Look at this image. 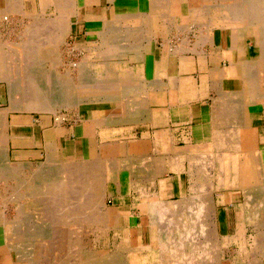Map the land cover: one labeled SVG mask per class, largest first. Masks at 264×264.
<instances>
[{"label":"crops","instance_id":"obj_1","mask_svg":"<svg viewBox=\"0 0 264 264\" xmlns=\"http://www.w3.org/2000/svg\"><path fill=\"white\" fill-rule=\"evenodd\" d=\"M160 1L0 0V110L8 109V96L13 88L10 76H7L10 73L9 48L22 43L21 34L37 18H40V27H43L44 32L51 29L50 32L55 31L57 35L63 32L64 35L62 41H56L54 46L46 45L48 47L45 46L46 49L43 50V57L51 61L49 69L44 71L45 89L51 88L48 81L63 80L69 76L71 80L79 81L81 78L87 81L76 89L83 96L103 90L131 100L128 106L113 98L77 100L71 109L75 121L69 128L62 126L68 116L58 115L57 111L40 112L50 115L32 120L30 111L9 110L4 126L8 136L6 146L9 163L32 167V163L38 158H42V163L46 158L75 163L88 160L91 154V159L94 156L104 157L108 152L107 147H110L109 143L124 145L130 139H137L140 148L136 154L148 156L151 160L167 159V174L175 169L178 171L171 173L170 179L173 182L168 187L165 185L161 193L154 196L157 197L156 202H167L164 197L168 193L171 194L169 202H179L182 199L186 202L189 200L188 205L194 204L190 183H181L178 175L180 168L184 169L186 165L188 169V163L184 161L193 153L186 149L189 146L195 147L196 154H199L197 157H200L202 146L210 141L200 131L208 122H212L213 130L223 126L220 119L219 124L216 123V118L227 109H216V102L228 99L238 92L247 67L260 58L261 30L259 25L241 20L240 17L245 14H239V9H232L230 12V21L237 20V23H227L220 10L221 15L218 12L208 15L209 20L205 26L190 27L187 23L191 15L190 0ZM238 1L240 0L234 4L239 7ZM16 32L19 33L18 38ZM69 41L73 52L82 51L83 57L75 65L71 64L74 73L69 68L64 76H59L55 73L56 65H61L62 48ZM58 51L61 56H56ZM212 74H218L219 77V86L215 89L209 87ZM91 80L95 87L90 85ZM180 80L184 82L183 85H180ZM121 83L123 87H120ZM124 89H129L128 93H124ZM76 92L74 94L80 95ZM144 95L148 98L143 99V105L137 110V96ZM52 115L56 125L52 124ZM251 120L252 127L257 128L259 136L264 137V117L256 115ZM227 126L231 127L230 124ZM158 141L166 149L161 150ZM122 148L123 146L118 150L121 156L124 154ZM174 160L179 163L172 164ZM21 171L25 175L26 170L23 168ZM9 181L12 185L15 182L13 177ZM175 197L176 200H170ZM124 198L117 200L116 205L126 214L119 215L121 237L131 242L132 235L125 239L122 231L124 227L131 230V224H134L137 246H150L160 238V233L158 225L149 218V202H145L146 211L142 213L141 200L148 198H140L137 202H133L130 195ZM213 207L211 219L215 223L218 238L202 234L196 237L202 242L198 249L204 258L206 255L203 252L207 250L208 239L214 240L215 244L222 235H232L234 231L233 226L232 232H222L224 227H229L234 222L230 203L214 202ZM8 214L12 220L13 210L10 209ZM145 216L148 218L147 226L143 225ZM193 220L189 224H195ZM197 224L202 223L198 220ZM9 250L7 245L0 244V264H23L15 258V251ZM213 250L210 251L213 252V263H221V251ZM229 259L222 257V262L230 264Z\"/></svg>","mask_w":264,"mask_h":264},{"label":"bare ground","instance_id":"obj_2","mask_svg":"<svg viewBox=\"0 0 264 264\" xmlns=\"http://www.w3.org/2000/svg\"><path fill=\"white\" fill-rule=\"evenodd\" d=\"M236 2L237 0L235 3ZM238 2L240 3L243 1L240 0ZM250 3L251 4L249 5L247 4L248 7L246 6V10L251 13H249L247 16H242V18L240 17V19L247 22L248 24L259 25L261 30L260 58L247 67L246 72L243 74L239 91L228 99H222L216 102V109H221V111L222 109L224 110L225 107L227 109L224 113L220 114L218 118H216V123H218L220 119V123L223 124V126L213 130L211 128L212 122H208V124L204 126V129L200 131L210 140L207 144L202 146V153L200 157H197L199 154L196 155L197 149L195 147L189 146L188 149H186L187 152H193L186 157L185 162L188 163V169L186 167L185 173L187 183H190L191 185L192 199L194 200V204L192 203L191 205H188L190 201L187 200V202L189 201L187 204L186 200L182 199H180L181 201L179 202H162L163 200L158 202H149V218L152 219L154 224L158 225V230L160 233V236L158 237L160 238L156 240L153 245L151 244L152 251L148 253V256H139L137 253L133 252V250L131 252H129V250L121 251L120 248L117 249L118 251L115 253H109L105 250L106 248L98 249L93 247L94 243L88 240V237L90 235V230L93 229H95L98 234L103 233L104 230L107 231V229H113L115 230V233H118V236H120L119 238L122 239L121 222L119 220L120 218L117 220L114 217L119 215L116 214L117 211L113 213L114 208H107L105 205L107 203V199L112 198L115 200L116 198L130 195V197L132 196V201L137 202L140 198H152L159 195L161 186H164L163 188H165V181L167 182V179L164 178V175L169 172L166 167V164L169 162V160L167 161V159L164 158L151 160L148 156L136 154L138 148H140V142L137 139H130L129 142H126L124 145H118L115 143L116 145H110V147H107L108 152L105 151L107 155L104 157L100 156V158L97 156L94 157V159H91L90 157L88 160H81L75 163L65 162V164H61L60 167L58 166V168L54 170L51 169L53 170L51 172L38 174L39 172L36 173V170L32 172V167L29 165L9 163L7 157L8 150L6 146L7 136L5 135L6 128L4 127L6 124V110H0V179L2 178L1 181L4 182V191L8 190L9 187V189L12 190V192L8 195L11 197V199L19 200L21 198V196L19 198V196L15 194L17 191L15 186H13L15 183L12 185L9 179L13 177L14 181H16L17 179H15V171H18L17 168L20 169L21 167H24V170L31 171L30 174L28 173L30 176V179L28 178L30 181L29 183H32V185L35 184L33 186L30 185L31 187H28L29 185L22 186L26 187L24 188L26 191L31 192L32 194H47L52 200H54V198H58V195H60V199L62 200L63 198L67 197L66 195L68 193H70V195L73 196V203H62L60 205L56 202L57 204H54L55 207L53 208L56 209H52V213L53 215L55 213L53 210H56V213L54 216L55 218L53 219L58 221L57 223L60 224L58 234L54 238L48 237L45 234L46 229L44 228V225L42 226L41 220L43 217H46V212L37 213L35 220L38 221H36L34 224L35 230L33 231L38 234V248L40 247L42 252L35 249H30L29 251H17V245L13 248V241L15 240L16 235H12L11 239L13 240H11L10 238L5 237L3 233L4 231L2 229H0V244L7 245L10 249L9 252L11 250L15 251L14 254L17 258L21 257L22 260H28L29 264H194L195 260H198L199 258H203L201 264H214L213 262H215V260L213 258V252L210 251L211 249L216 250L219 244L225 243V239H227L228 236L222 237L221 239L219 238L216 240L217 243L215 244L214 240L211 243H209L210 240L207 241V250L206 252H203L206 255L205 258L201 257L199 254L198 248L202 246V242H200V240L198 241L196 237L200 236V234L209 236L210 233H214L212 229H207L206 227V223L208 222L206 218L211 217V213L213 212L214 208V202L217 203V200H220L221 197L224 201L227 192L232 193L234 191H241L243 202L232 204L233 210L236 212L235 218L237 220H233L234 231L232 235L229 236L238 238L246 236V232L248 230H252L253 235L249 236L248 242L246 241L247 245L243 246L242 244L243 248L240 252L238 251V253L235 254L233 259H231V262L235 261L236 264L240 262L243 264H264L262 260V256H264V137L260 138L263 135L259 136L258 129L253 128L251 124V119H253V116L257 115L264 117V0H250ZM163 4L165 5V3ZM203 6L205 5L201 3V0H190L191 15L187 22L190 27H196L199 25L205 26L200 18L201 9ZM214 6V12H218L220 14L219 11L221 10L223 15L232 9L240 10V7L236 6V4H231L228 0H218V3H214ZM39 19L40 18L35 19L32 23V26H29L28 29L23 32L24 34L21 35V37L25 35V38H27L24 45L29 48V50L36 48L34 43L37 42L36 38L38 36H36V33H41L44 30L43 27H40ZM246 19L248 21H246ZM234 21L235 20H232V22L230 21V24H234ZM235 22L237 23L238 21L236 20ZM127 23L129 22L127 21ZM220 25H222V21ZM47 31L48 33H51V29L50 31ZM61 35L62 32H60L59 35L56 33V36L54 35L55 40L53 41L50 39L51 37L49 39L47 37L44 40L45 42L40 40L39 43L37 42V48L42 50V48L46 45L49 46L52 44L54 46L56 41H62ZM126 38L128 37L126 36ZM21 46L23 45L21 44ZM113 48L115 49V47ZM57 53L58 55L56 54V56H61L59 55V51ZM65 78L68 79V77ZM209 81H211L209 83L210 88L215 89L217 85L219 86L218 74H212ZM179 82L180 85H183L184 83L182 80ZM179 82L177 81V83ZM180 85L176 86L181 87ZM120 87H123L122 83ZM120 87L118 89H120ZM39 88L41 89V87ZM128 90H125L124 93H128ZM142 91H144V89H142ZM129 92L131 93V91ZM168 92L170 93V91ZM108 93L109 92H103V90L102 92L98 90L95 91L93 95H86L84 98H113L114 100L120 101V103L125 102L127 106L131 104V100L126 98V96L123 97L122 95L121 97L120 95H111ZM39 94L42 96V92L38 91V93L35 94L38 96L37 99L19 102L17 106H21L20 108L13 104V108L26 109L36 112L44 109V112H52L51 107L53 106L51 102L53 101L43 99L44 97L40 99ZM65 95L67 96V98L65 96L66 101L67 99H71L72 96H74V92L69 91L65 93ZM147 98L148 97L145 95L139 97L137 96V110L141 105H143L144 100ZM63 100L64 98L62 101L60 100V104H62ZM159 100L162 101V98L159 97ZM68 102L70 103L72 100H69ZM258 110L261 111L258 112ZM221 111L219 113H221ZM130 117L131 116H129V119ZM228 124H230V128L227 126ZM158 142L161 150L166 149V146H163L162 142ZM122 146V152L124 153L123 156H121L119 154L121 152L118 151ZM178 163L179 162L177 160L172 161V164L177 165ZM37 169L40 168L37 167ZM17 181L19 182V185H25L24 180ZM113 185L115 187L113 191H111L109 187ZM156 190H158V192H156ZM232 194L231 196L233 197ZM21 195L24 196V194ZM217 195H220V198ZM22 198H25V196ZM53 202L54 201H52V203ZM47 203L49 204V202ZM17 206L18 207L15 212L17 215H21V206ZM47 212H49V208ZM167 213V219H171L170 221L173 222V225H168V221V226L164 227L161 224L163 219L158 217H162L160 215L163 214L166 216ZM1 216L3 215L1 214ZM191 220H193L192 222L195 224H189ZM198 220H200L202 223L201 225L197 224ZM3 222H5V220H2V223ZM70 227H73L72 230ZM214 230L216 232L215 227ZM9 239L12 243L9 242ZM187 241L188 243L186 244L185 242ZM125 242H127V246L131 245L130 241ZM188 249L189 251H192L193 254L188 253L187 255V252L185 251H188ZM251 257H253V259Z\"/></svg>","mask_w":264,"mask_h":264},{"label":"rangeland","instance_id":"obj_3","mask_svg":"<svg viewBox=\"0 0 264 264\" xmlns=\"http://www.w3.org/2000/svg\"><path fill=\"white\" fill-rule=\"evenodd\" d=\"M228 1L231 4H234L236 0H228ZM201 3H203L206 7L203 6V8L201 9V17L200 18L202 20V23L206 25L208 20H209V19H207L208 15H212V13H215L214 12L215 11L214 3L217 4L218 0H201ZM258 3H259V1H258ZM247 4L248 5L251 4L250 0L247 1V2L243 1V2L239 3V7H240V13L239 14H245L246 15L247 13H249V11L246 10V6L248 7ZM212 10H213V12H212ZM230 12L231 11H228L227 13H225V15L227 16V17L225 16V19H227V23L228 22L230 23V20H229V19H231ZM228 17H229V19H228ZM216 21H218V20L216 19ZM15 34H16V37L18 38L17 35L19 33L16 32ZM23 34L24 33H22L21 35H23ZM54 35L56 36V33H54V32L48 33V32H44L43 31L41 33H36V36H38L36 38V41L39 43L40 40L44 41L47 37H48V39L51 37L50 39H52V41H53V40H55L54 39ZM61 36H62V39H63V37H64L63 32H62ZM21 38H23V39H21L22 43H20L18 45L10 46L9 51H8L9 62H10V66H9V71L8 72H10V73L7 76H10V82L13 84V88L11 89V95L8 96L9 97L8 99H9V102H10L9 105H12V106L8 107L9 110H14V111H22L23 110V112L29 111V110H26V109H18L21 106L19 107V106H17V104L19 102H24L26 100H30L31 101V99H37L38 96L35 95V94H37L38 91H40V92H42V96H41V94H39L40 99H42L44 97L43 99L53 101V102H51L52 106H53V107H51V111L52 112H53V109H54V111H57L56 113L58 115L64 114V115L68 116L67 120L65 122V125H62V126L69 128L75 121L72 118V110H71L72 106L74 104H76L77 100L81 101L85 97L79 91L76 92V89H77V87H81L82 85H85L87 83V81L86 80H82L81 78H80L79 81H77V80H71L70 78L66 79L65 77L63 78L62 81L59 80V79H52V80L48 81V83H50L51 88L45 89V80H44L45 73H44V71L47 68L49 69V67L51 65V61H48L45 57H43V50H45V47H43L42 50L38 49L37 48L38 43L34 42L35 45H36V48H32V49L29 50V48H27L24 45L25 40H27V38H25V35L23 37H21ZM21 44L23 46H21ZM27 53H29V54H27ZM82 57H83V54H82L81 51L80 52H73V50L71 49L70 41L65 43L63 48H62L61 65L60 64L56 65V72L55 73L57 75H59V76H61V75L64 76L65 72H66V69H69V68L72 69L73 70L72 73H74V68H71L72 67L71 64L75 65L76 62H80ZM30 60H31V62H30ZM1 66H3V65L1 64ZM67 77H69V76H67ZM91 82H93V81L92 80L90 81V85L93 84V86H95V83L91 84ZM39 87H41V89ZM69 91L76 92V93H78L80 95L74 94V96H72L71 99H67L65 101V96H66L65 93H67ZM43 93H44V95H43ZM45 93H51V94L46 95ZM46 96H47V98H46ZM63 98H64V100H63L62 104H60V102L62 101ZM66 98H67V96H66ZM69 100H72V102H70L71 104L68 102ZM42 101H44V100H42ZM13 104L16 107H18V108H13ZM9 110L6 109V113ZM41 111L44 112L45 110L42 109V110L37 111V112L36 111H30L32 113H30L29 116L31 117L32 120H38L39 118H41V116H45V115H48V114L50 115V113L40 114ZM6 117H7V115H6ZM54 120H55L54 116L52 115V124L56 125ZM0 131H1V128H0ZM5 135L7 136V134H5ZM7 139H6V143H7ZM110 145H116V144L115 143H109V146ZM137 154H140V153H137ZM91 157H92V154H91ZM94 157H97V156H94ZM92 159H94V158H92ZM43 163L44 164H42V158H38L36 161H34V163H32L31 171L33 172V171L36 170V173L39 172L38 174H42V173H45V172H51L54 169L58 168V166L60 167L61 164H63V163L65 164V161L56 160V159L53 160V159L50 158V159H46V161L43 162ZM66 163H70V162H66ZM48 164H50V165H48ZM58 164H60V165H58ZM37 167L40 168L41 170L37 169ZM23 168L24 167H21L20 169L17 168V170L19 172L15 171V174H16L15 176L16 177L18 176L17 178L15 177V179H17L19 181L20 180H24V183H25V185H23V184L19 185V182L17 180L14 182L15 185H13V186H15V189L17 190L16 191L17 193L15 192V194H17L19 196V198L21 196V198L19 200L17 199L18 201L16 199L13 200V199H11L10 196H8L12 192V190L9 189V187H8V190L4 191L5 189L3 187L5 185H4V182L1 181L2 178L0 179V200H1L0 201V217H2V218H0V220L1 219L3 221L5 220V222H3V223H2V220L0 221V227H1L0 229H2L4 231L3 233H4L5 237H7V238L11 239L12 235H16L15 236L16 238L13 241V243H14L13 244V248L16 247V245H17L18 246L16 248L17 251L18 250H22V251L28 250L29 251L30 249H32V250L35 249L37 251L42 252V249H40V247L38 248V241H37L38 240L37 239L38 234L35 233V231H33V230H35L34 229L35 228L34 224L36 223V221H38V220H35L36 217H37V213L46 212V217H43V219H45V220H43V219L41 220L42 221V226L44 225V228L47 230V231L45 230V234L48 237L54 238L58 234L59 227H60V224L57 223L58 221L53 219V218H55L54 216H55V213H56V210H53L55 212L54 215L52 213V209H56V208H53V207H55L54 204H57V203L60 204V205L62 203H64V204H67V203L68 204H72L73 203V196L70 195V193H68L70 196L67 194L66 195L67 197L63 198L62 200L60 199V195H58V198H54V200H52L51 197L49 195H47V194H43V193L32 194L31 192L26 191L24 189L26 187H22V186L29 185L28 187H31V186H33L35 184L32 185V183H29L30 182L29 181L30 176L28 175V173L30 174L31 171H29V170L27 171L26 170L25 171V175H23L22 171H21V170H23ZM44 169H47L48 171L44 170ZM51 169H53V170H51ZM184 170L182 168H180L181 172L178 175H179V178L181 179V183L187 184L186 173H185L186 172V165L184 167ZM20 171H21V173H20ZM134 171H135V169H134ZM175 172H178L177 169H175L174 171H171V173H175ZM53 173H55V172H53ZM171 173L169 175H167V174L164 175V178L167 179V182L165 181L167 187H168V185L170 183L173 182L172 179H170L171 175H172ZM182 174H185V175L182 176ZM114 187H115L114 185L110 186L109 189L111 191H113ZM163 187L164 186H161L160 193H161ZM232 193L231 192H227L224 201L222 200V197L220 198V195H217L220 198V200H217V204H228V203H230V205L232 206V204H234V203L243 202V199H242L243 196H242V192L241 191H234ZM21 194H24L25 198H22L24 196H22ZM163 194H165V193H163ZM231 194L233 195V197L231 196ZM170 197H171V194L167 193V196L164 197V198H166L167 202H168ZM4 198H5V200H4ZM119 199L123 200L125 198L124 197H121V198L119 197V198H116L115 200L112 199V198L111 199L109 198V199H107V203L105 204V202H104V204L107 206L108 209H111V208L113 209L114 208V210H113L114 212L113 213H115V211H117L116 212L117 215H126V214L121 212L116 207V205L118 203L117 200H119ZM176 199L177 198L175 197V198L170 199V200H176ZM51 200L54 201V202L52 203ZM156 200H157V197H152V198H148V199L142 200L143 203H141V204L139 203L140 207L142 208V213H145V211H146L145 202H153V201H156ZM46 201L49 202V204ZM64 201H66V202H64ZM23 203H24V205H23ZM17 205L21 206V213H22L21 215H19V214L17 215V213L15 212V210L18 207ZM48 208H49V212H47ZM10 209H12L13 212H14V217L12 219L13 221L10 220L11 216H10V214H8ZM232 210H233V207H232ZM1 214L3 216H1ZM4 214H5V216H4ZM11 214H13V213H11ZM230 214H231V212H230ZM50 215H51V219H50ZM233 215H234L233 216V220H234V219H236L235 218L236 217V212H234V210H233ZM114 217L117 220L119 219V216H114ZM223 217L225 219V215ZM167 218H168V213H167L166 216L164 215L161 218V219H163V221H161V224L164 227L168 226V225H171L173 223L172 221H170L171 219H167ZM211 218L212 217H207L206 218V220H208V222L206 223V227H207V229H212L214 231V233H210V236L214 235V237L216 238L217 236H216V234H215L216 232L214 230L215 223L212 222ZM147 219H148L147 216H145V219L143 220V222H144L143 225L147 226V224H148V220ZM239 220H240V218H239ZM168 221H169V224H168ZM133 226H134V224H131V230H129L128 227H124L123 231H122L123 237L125 239H129L130 235H132L131 245H128L129 247L126 244L127 242H125L127 240H124L123 238L122 239L119 238L120 236H118V233L117 232L115 233V230H113V229H110V230L107 229V231L104 230L103 233H99V234L97 233V231H95V229L90 230V235L88 237V240H90V241H92L94 243L93 247L98 248V249H105L106 248L105 250L107 252H109V253H115V252L118 251L117 249L120 248L121 251L129 250V252H131L133 250V252L137 253V255L146 257V256H148V253H150L152 251L151 249H152L153 243H152V245L147 246V247H142V246L138 247L137 246L138 245V240L135 239V231L133 229L134 228ZM70 228L72 230L73 227H70ZM11 230H12V232H11ZM232 230H233V224L231 223V225H229V227H224L222 232H224V234H225V232H232ZM131 232H132V234H131ZM0 233H1V230H0ZM250 235H253L252 234V230L251 231L248 230L246 232V236L239 237L240 240H239L238 237L229 236V235H226V236L222 235L223 237H227L228 236V238L225 239L226 240L225 243L219 244L216 250H217V252H218V250L221 251V256L222 257H225L226 259L230 258L229 262H231V259H233L235 254L238 253V251L240 252L244 245H247V242L249 240V236ZM186 238H188V237H186ZM241 238H243L244 240L241 239ZM10 239H9V242L12 243L10 241ZM233 239H234L235 242L233 241ZM11 240H13V239H11ZM208 241H209V239H208ZM210 241H212V240H210ZM210 241H209V243H210ZM16 242H17V244H16ZM185 243L187 244L188 241L185 242ZM242 244H243V246H242ZM224 247L227 248V249H225ZM153 251H155V250H153ZM185 252H187L186 253L187 255H188V253L189 254H193V252L189 251V249H188V251H185ZM222 257H221V263L220 264H225V262H222ZM15 258L18 259V260L20 258V261L23 264H29L28 260H24V259L22 260L21 257L17 258L16 255H15ZM251 258L253 259V257H251ZM263 258H264V256H262V260L264 262ZM202 261H203V258H199L198 260L196 259L194 264H201ZM230 264H236V263H235V261H233ZM238 264H243V263L240 262Z\"/></svg>","mask_w":264,"mask_h":264}]
</instances>
